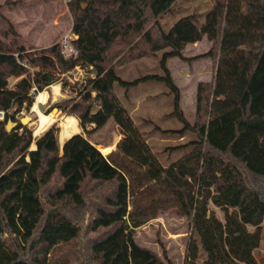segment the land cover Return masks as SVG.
<instances>
[{
	"label": "trees",
	"instance_id": "1",
	"mask_svg": "<svg viewBox=\"0 0 264 264\" xmlns=\"http://www.w3.org/2000/svg\"><path fill=\"white\" fill-rule=\"evenodd\" d=\"M141 1L140 12L98 48L99 61L80 49L67 58L60 43L28 49L13 24L0 29V110L5 111L0 119V264L65 263L63 244L89 233L81 264H173L135 237L138 227L165 209L190 223L184 264H258L264 222V0H214L204 18L197 12L184 15L169 30L160 18L178 0ZM7 3L24 8L33 2ZM67 5L75 19L72 31L82 38L87 16H119L126 0H67ZM204 36L211 48L186 56V46ZM161 50L162 74L126 80L117 73L121 63ZM205 56L216 60V70L211 80L197 85L192 122L168 60ZM78 65L94 66L96 76L79 97L53 106L76 116L88 136L112 118L123 135L116 149L105 156L83 133L60 146L57 124L36 138L21 123L6 130L8 119L33 105V90L59 82L65 86L61 75ZM150 81L168 87L172 114L182 123L158 130L194 136L168 147L190 150L167 165L115 91L116 85L128 91Z\"/></svg>",
	"mask_w": 264,
	"mask_h": 264
},
{
	"label": "rangeland",
	"instance_id": "2",
	"mask_svg": "<svg viewBox=\"0 0 264 264\" xmlns=\"http://www.w3.org/2000/svg\"><path fill=\"white\" fill-rule=\"evenodd\" d=\"M8 1L33 3L22 8L12 6L7 3ZM213 2L214 0H178L173 10L160 18V24L165 30H169L182 16L194 12L201 13L202 18H204L206 12L213 6ZM141 4V0H126L125 11L116 17L101 19L98 15L87 16L85 19L89 21V28L84 36L76 41L78 48L93 59L99 61L98 48L111 36L118 34L125 27L126 23L140 12ZM10 23L13 24L19 33L18 41L21 45L28 49H39L54 43H59L64 34L69 32L73 33L72 27L75 19L70 13L67 0H0V29L8 28ZM211 46L212 41L207 36H204L195 43H189L185 48L184 54L189 57L201 55L207 52ZM164 51L161 50L156 55H145L138 59L121 63L117 67V73L126 80H133L146 74H162L161 59ZM168 66L173 69L174 76L182 85V88H180L182 108L187 118L193 122L197 94V89L194 87V84L198 78H205L207 80L213 78L216 70V60L212 57L205 56L187 62L174 57L169 59ZM188 67L192 70V77L186 76ZM31 71H34V68H31ZM95 76L96 68L94 66L75 67L60 77L61 81H66L65 86H62L59 82L65 96L54 99L50 92L51 96L47 103L40 105L42 112L46 114H50L51 112L56 113L55 120L45 130L53 124L59 126L58 137L60 146L73 134L83 133L90 141L95 142L97 146L109 144L104 147L114 150L116 149L118 141L123 137L118 125L114 123L112 118L107 121L105 126L94 129L88 136L76 116L70 115L58 107L53 106L54 103L62 99L79 97L81 92L84 91L88 80ZM15 80V78H11L10 83L13 84ZM57 84L54 83L51 86ZM136 88H132L131 92L133 93V91L138 90L137 95L139 94L143 103L135 111H132L133 108L130 105L132 98H125L126 89L116 85L115 91L120 102L126 105L129 113L132 111L130 115L137 127L141 131L148 133L146 141L153 151L158 154L160 161L166 165L170 164L184 156L190 150V147L173 150L168 149V147L187 143L194 136L189 132L184 137H176L165 135L158 130L157 126L164 129H177L182 127V123L172 114L174 110L173 96L168 94L169 90L165 84L159 81H150L141 83ZM38 93L40 91L33 90V105ZM33 105L30 108L24 106L15 114L16 119L14 121L18 123L16 126L18 127L21 118L26 115L30 116L31 120L26 125H21L31 129L33 137L36 138L45 130L39 133V135L34 134L39 116L33 110ZM13 111L14 108L11 109V112ZM68 116H74L76 118V126L72 127L68 125L66 121ZM91 127L89 126V128ZM33 144L35 142L32 143L31 148H33ZM100 151L105 156L109 154H105L101 149ZM215 208L218 216L223 218L222 210L219 207ZM91 235L93 234L89 233L88 236L82 237L75 242L63 244V255L61 259L63 258L64 260L62 261L65 263L58 262L56 264H81L88 243L87 237ZM190 235L191 226L187 217L180 216L172 212L171 209L160 210L157 217L138 227L135 233L138 243L150 247L162 257L166 256L173 264L185 263L188 255L187 247ZM255 253L258 264H264V222L261 244ZM51 256H53V253L49 255V257Z\"/></svg>",
	"mask_w": 264,
	"mask_h": 264
},
{
	"label": "crops",
	"instance_id": "3",
	"mask_svg": "<svg viewBox=\"0 0 264 264\" xmlns=\"http://www.w3.org/2000/svg\"><path fill=\"white\" fill-rule=\"evenodd\" d=\"M169 61V60H168ZM171 69V68H170ZM171 71H172V74H173V77H174V79H175V81L177 82V84L179 85V87L180 88H182V85L179 83V81L177 80V78L174 76V71H173V69H171ZM186 76L188 77H192V70H190V68L188 67V70H187V74H186ZM200 81H208L207 79H205V78H198L197 80H196V83L194 84V87L197 89V85H198V83L200 82ZM53 89H52V88ZM138 87V86H137ZM133 88H135V89H137L136 87H133ZM132 89V88H131ZM131 89H129L128 91H126V93H125V98H132L131 99V101H130V105H131V107L133 108L132 109V111H135V110H137V109H139L141 106H142V103H143V100H141L140 99V97H139V94L137 95V92H138V90H135V91H133V93L131 92ZM43 92H45L46 93V99L45 100H43V101H40V102H38V107H39V109H40V105L41 104H46L47 103V101H48V99H49V97L52 95V98H54V99H58V98H62V96H65V94L63 93V90H62V87H61V85L58 83L57 85H50V86H48L47 88H45V90L43 91ZM50 92H51V95H50ZM61 96V97H60ZM127 96V97H126ZM53 99V100H54ZM123 104V103H122ZM125 107H126V105L125 104H123ZM127 108V107H126ZM41 110V109H40ZM195 110H196V108H195ZM132 111L130 112V113H132ZM196 112V111H195ZM68 117H73L74 119H75V122L77 123V121H76V118L74 117V116H68ZM67 117V118H68ZM66 118V119H67ZM68 139V138H67ZM101 145H103V146H106V145H109V144H101ZM113 150L111 149V152H112Z\"/></svg>",
	"mask_w": 264,
	"mask_h": 264
},
{
	"label": "bare ground",
	"instance_id": "4",
	"mask_svg": "<svg viewBox=\"0 0 264 264\" xmlns=\"http://www.w3.org/2000/svg\"><path fill=\"white\" fill-rule=\"evenodd\" d=\"M46 99V94L45 92L41 91L38 93V96H36V100L33 105V110L37 112L39 118L37 122V126L35 127V135H39L42 131L45 130L54 120H55V112H51L50 114H46L42 112L39 107H38V102L43 101ZM67 123L70 126H76L75 119L73 117H68L67 118ZM99 149H101L105 154L110 153L111 150L110 148L104 147V146H97ZM36 148L35 144H33V148Z\"/></svg>",
	"mask_w": 264,
	"mask_h": 264
},
{
	"label": "built area",
	"instance_id": "5",
	"mask_svg": "<svg viewBox=\"0 0 264 264\" xmlns=\"http://www.w3.org/2000/svg\"><path fill=\"white\" fill-rule=\"evenodd\" d=\"M79 36L76 33H66L60 39L62 54L65 57L77 56L79 54V48L77 46L76 41ZM76 68H80V66H76ZM5 118V111L0 110V119Z\"/></svg>",
	"mask_w": 264,
	"mask_h": 264
},
{
	"label": "water",
	"instance_id": "6",
	"mask_svg": "<svg viewBox=\"0 0 264 264\" xmlns=\"http://www.w3.org/2000/svg\"><path fill=\"white\" fill-rule=\"evenodd\" d=\"M30 120H31V117L26 115L25 117L21 118L20 123L23 125H26ZM17 124L18 123L16 121H13L12 119H8L7 124H6V130L8 132H11L17 126Z\"/></svg>",
	"mask_w": 264,
	"mask_h": 264
}]
</instances>
